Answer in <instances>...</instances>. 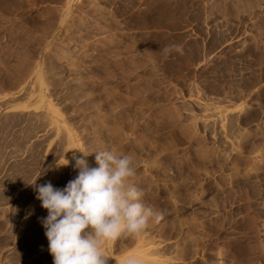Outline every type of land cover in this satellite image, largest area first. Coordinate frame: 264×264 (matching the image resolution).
Listing matches in <instances>:
<instances>
[{
  "label": "rangeland",
  "instance_id": "obj_1",
  "mask_svg": "<svg viewBox=\"0 0 264 264\" xmlns=\"http://www.w3.org/2000/svg\"><path fill=\"white\" fill-rule=\"evenodd\" d=\"M79 150L162 214L109 264H264V0H0V264H53L29 183Z\"/></svg>",
  "mask_w": 264,
  "mask_h": 264
},
{
  "label": "clouds",
  "instance_id": "obj_2",
  "mask_svg": "<svg viewBox=\"0 0 264 264\" xmlns=\"http://www.w3.org/2000/svg\"><path fill=\"white\" fill-rule=\"evenodd\" d=\"M183 51L182 45H168L164 52ZM73 152L78 175L63 189L51 182L34 186L36 199L48 215L41 219L53 264H109L104 245L122 236L139 235L149 227L150 218L162 214L146 207L141 199L145 191L130 183L137 169L131 155L113 151L95 152L98 167H91L87 157L92 153ZM64 158L59 166H68ZM123 264H140L127 256Z\"/></svg>",
  "mask_w": 264,
  "mask_h": 264
},
{
  "label": "bare ground",
  "instance_id": "obj_3",
  "mask_svg": "<svg viewBox=\"0 0 264 264\" xmlns=\"http://www.w3.org/2000/svg\"><path fill=\"white\" fill-rule=\"evenodd\" d=\"M34 75V74H33ZM38 75V74H37ZM41 77V76H40ZM39 83H41V82H39ZM55 124V123H54ZM57 125V124H56ZM52 127V126H51ZM53 128V127H52Z\"/></svg>",
  "mask_w": 264,
  "mask_h": 264
}]
</instances>
